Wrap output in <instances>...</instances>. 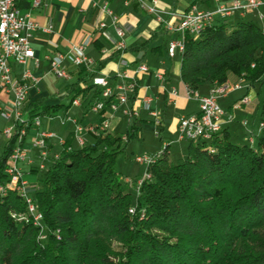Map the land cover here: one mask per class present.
Instances as JSON below:
<instances>
[{
  "label": "trees",
  "instance_id": "obj_1",
  "mask_svg": "<svg viewBox=\"0 0 264 264\" xmlns=\"http://www.w3.org/2000/svg\"><path fill=\"white\" fill-rule=\"evenodd\" d=\"M182 42L180 79L189 90L231 77L260 82L259 117H264L260 26L250 20L234 26L212 22L198 36L186 34ZM77 68L76 80L60 96L69 101L48 103L40 97L27 102L30 121L67 111L75 98L95 88L81 85L90 72ZM99 95L95 89L89 101H98ZM18 130L0 154V182L13 148L22 144ZM120 139L105 132L89 144H66L48 162L42 186L34 193L47 231L43 243L37 240L36 226L11 217V212H25L20 194L8 190L0 197V264H264L263 137L254 146L236 144L222 127L209 140L189 141L187 156L177 163L169 161L166 145L148 165L149 177L137 198L124 190L113 167L124 150ZM111 238L119 239L121 252H110Z\"/></svg>",
  "mask_w": 264,
  "mask_h": 264
},
{
  "label": "crops",
  "instance_id": "obj_2",
  "mask_svg": "<svg viewBox=\"0 0 264 264\" xmlns=\"http://www.w3.org/2000/svg\"><path fill=\"white\" fill-rule=\"evenodd\" d=\"M231 1L220 0V3L229 4ZM141 2L150 4L151 0H42V3L38 7H33L29 2H21L19 5L20 9L24 12H29L31 18L38 24V27L33 31L31 40L38 63L35 64L34 60L28 63V68L36 76L38 82L35 88L29 90L28 102L35 101L40 97H47V101L49 102L53 100L50 99L51 96H62L65 94L67 85L76 80L79 69L72 65L69 58H66L64 66L69 74V78L67 79L69 82L66 83L62 93L49 94L40 85L41 79L49 71V64L45 56L51 55L54 52H66L71 44L80 43L84 44L86 54L94 60L92 70L86 69L90 74L87 75L84 82H81V85L85 86L90 84L93 76L104 75L108 76L111 85L115 88L116 84L122 81L119 74L123 71L128 72L129 75L136 78L138 86L136 92L129 98L126 106L139 111L138 118L141 122H153V117L149 114V109L155 110L161 117V130L166 126L164 119L167 110L171 107L178 112V118L181 115L196 113L198 111V102L194 98L188 97V88L180 79L181 61L179 63L175 61V58L177 56L180 58V55L177 53L174 57H170L167 53L168 41L174 38L177 33L173 32L169 28L170 25L168 26L166 22L168 21L169 24L176 25L180 19L179 13L192 4L201 9H214L217 3L213 0H158L157 6L163 12L160 16L164 20L163 23H159L155 14L149 13L142 8ZM105 3L116 17L115 23L112 22V19L108 15L100 12V6ZM166 11H171L173 14L167 15L165 13ZM100 20L105 23L104 27H98L97 22ZM241 20H250L260 26L264 31V23L256 18L255 12L247 14L244 18H241L238 14H233L228 17L216 15L214 18V22H224L227 26H234L235 23ZM49 25L51 26L49 32L42 29ZM116 27H120L123 30L122 38L118 36ZM120 40L125 45L123 50L116 49V44ZM109 56H114V58L103 62ZM140 64L146 65L148 71L136 72L137 66ZM22 69L23 66H15V75L20 76ZM158 71L163 72V80H159L155 76ZM233 79L234 77H231L229 81ZM171 88L177 91L175 96L169 95ZM212 88L213 85L211 84H202L196 90L204 95ZM95 89L99 90L96 87L91 89L84 96L81 95L78 97V104H72L81 108L82 116L80 120L75 116L69 115L72 105L67 111L62 113V118L69 116L82 126L98 122L101 118H107L108 128L106 132L113 136L123 137L124 134L119 136L116 132L119 131L122 124V118L120 116H125L129 121L127 120L128 125L126 124L124 130L133 136L136 128L141 127L142 124H135L134 119L137 117L133 118L124 115L121 111L122 107L115 112H111L106 108L100 114L91 109L92 102L89 100ZM144 96H152L149 109H146L142 104V98ZM241 96L242 93L239 97ZM10 98L11 95L0 93V105L6 104ZM192 103L195 104L193 105ZM91 114L93 115L92 117H90ZM46 116L52 119L56 114L52 117L50 115ZM62 118L63 128L70 131V136L75 138L74 123L70 121L63 122ZM178 118L176 120V126ZM231 123V118H225L223 116L222 127L227 128L230 138L232 135ZM40 126L39 128L30 127L24 139L21 140V145L28 149L29 158L34 161L33 165H28L25 161L19 164L24 178L29 180L37 176L38 170L35 172L36 176L29 175V170L31 166L35 167L40 160L39 151L32 147V140L38 131H45ZM128 126L130 127V132H128ZM32 131H34L33 137L26 142L28 133ZM85 133L88 137L90 135V143H92L96 135L84 129L81 132L83 138ZM4 140L7 142L6 139ZM62 140L63 143L59 141L57 136L46 140L48 160L51 159L53 154L59 153L66 144L69 145L68 147H72L70 140ZM230 141L236 144H243L240 141L235 142L231 139Z\"/></svg>",
  "mask_w": 264,
  "mask_h": 264
},
{
  "label": "built area",
  "instance_id": "obj_3",
  "mask_svg": "<svg viewBox=\"0 0 264 264\" xmlns=\"http://www.w3.org/2000/svg\"><path fill=\"white\" fill-rule=\"evenodd\" d=\"M213 1L217 3L214 9H201L192 4L179 13L180 19L176 25L169 24L168 21L166 22L168 26L170 25L169 28L177 33L167 44V53L170 57H174L179 53L181 42L184 41L186 34L195 37L196 33L203 31L204 26H208L214 22L216 15L228 17L238 14L241 18H244L247 14L255 12L256 18L264 23V0H232L229 4L220 3V0ZM21 2H29L33 7H38L42 3V0H0V93L11 95L6 104L0 105V112L12 122L9 127L0 131V135L8 140L19 127L17 134L18 142L24 139L27 132L26 127L29 126V123L30 127L35 128H39L41 124V116H36L30 121L29 112L25 109L28 102L29 90L35 88L38 82L36 76L28 68V63L31 60H34L35 64L38 63L31 44L33 31L38 27V24L31 18L29 12H24L20 9L19 5ZM157 2L158 0H151L150 4L141 2V5L147 12L155 14L159 23H163L164 20L160 16L163 12L158 8ZM100 12L108 15L113 23L116 22V17L106 3L100 6ZM165 13L167 15L173 14L171 11H166ZM97 25L101 28L105 26V23L100 20L97 22ZM42 29L49 32L51 26L49 25ZM116 32L122 38L123 30L120 27H116ZM124 47L125 45L122 40L116 44V49L118 50H123ZM45 58L51 71L57 77L65 79L69 78V74L64 66L66 58H69L72 65L76 67L84 66L86 69L92 70L94 65V60L85 52L84 44L80 43L71 44L66 52H54L51 55H46ZM17 65L23 66L20 76H16L14 73V67ZM146 71H148L146 65L140 64L137 66L136 72ZM119 75L122 81L116 84L115 88L111 85L108 76L96 75L92 77L91 83L100 90V99L91 104V109L100 114L106 108L111 112H115L122 107L121 111L124 115L136 118L139 116V111L127 107L126 104L129 98L136 92L138 86L137 80L126 71L121 72ZM155 76L159 80H163L164 77L161 71L156 72ZM239 79L236 82L225 81L220 84H214L213 91H209L204 95L200 94L197 90L188 89V97L194 98L198 102V111L192 114L181 115L178 118L176 141L187 140L196 142L198 138L212 137L214 134L220 132L225 111L219 104V100L229 92L245 88L242 85V78ZM176 94L177 91L171 88L169 95L175 96ZM151 102L152 96H144L142 98V104L146 109L150 108ZM248 103V95L243 94L232 107L240 108ZM72 104H78V98H75ZM149 114L153 117V123L157 127L156 134H158L161 130V117L153 109H149ZM50 117L52 116L50 115ZM62 119L63 122L70 121L74 123V134L79 146L85 143L81 134L84 129L98 136L105 133L108 128L107 118H101L100 121L85 126L78 124L75 119L69 116ZM242 124H245V121H242ZM258 127L260 129L264 128L263 118L259 121ZM53 137H56L53 131L40 130L33 138L32 147L39 151L40 158V162L36 165L37 169H45L50 160H55L59 157V153H55L48 160L46 140ZM122 138L124 140L127 139L125 136ZM59 141L63 143L61 138H59ZM250 143H253V138L250 139ZM135 160L141 164H145L146 167L151 164V158L147 156H136ZM22 161H25L28 165L34 164V161L28 156V149L20 144H16L12 150L11 161L6 162L4 171L8 175V180L0 182V196H4L8 190L15 191L27 199V203L34 208V213H36L37 206L27 196V181L24 179L19 165ZM146 178L147 171L144 178L137 180L138 188ZM36 216L42 218L41 214H37Z\"/></svg>",
  "mask_w": 264,
  "mask_h": 264
},
{
  "label": "rangeland",
  "instance_id": "obj_4",
  "mask_svg": "<svg viewBox=\"0 0 264 264\" xmlns=\"http://www.w3.org/2000/svg\"><path fill=\"white\" fill-rule=\"evenodd\" d=\"M177 63L180 62L179 56L175 58ZM48 70L46 76L41 79L40 85L44 87L47 93H62L66 83L69 81L65 78L57 77L48 66ZM239 78L234 77L231 82L239 81ZM242 85L245 87L241 90H236L227 93V95L219 100V104L221 107L225 109V118H231V140L235 142H242L243 144H249L250 146H254L258 137L264 138V128H259L258 124L261 118L259 117L261 110V102L263 96V90L260 82H254V84L249 81L242 79ZM243 94H247L249 97V103L243 105L240 108H233L232 105L237 101L239 96ZM69 96L65 98H61L60 96H51V101H47L48 103H56L57 101H62L63 103H67L69 101ZM193 104V103H192ZM191 104V105H192ZM195 104V103H194ZM193 104V105H194ZM63 111H59L56 113V116H53L52 119L49 116H41V129L51 130L55 132L57 138H62L64 140H70L72 147H79L75 138L70 136V131H67L63 128L61 118ZM178 112L173 108H169L166 113L165 123L166 126L163 130H160L158 134H156L157 127L153 122L144 121L137 117L134 119L135 124H142L141 127L136 128L133 136L129 138L128 141L124 140L122 137L120 142H122V146H124V150L117 154L116 160L114 162V170L120 176V181L123 184L124 190L131 193L133 198H137L139 195V188L137 187V180L140 178H144L147 167L145 164H141L135 160L136 156H147L150 158H156L159 152H161L165 145L168 144L167 147V157L169 161L177 163L182 161L187 156V144L186 140L176 141V120L178 118ZM70 116H75L78 120L82 116L81 108H78L72 105L71 110L69 112ZM93 115L91 114L90 117ZM122 118V124L118 132L119 136L124 134L127 138L126 131L124 130L127 124V118L125 116H120ZM129 121V120H128ZM242 121H245V124H241ZM264 121V117H263ZM12 124L10 120L3 116V113L0 112V131L6 127H9ZM128 125V124H127ZM254 130V131H252ZM33 132H29L27 135L26 142H28L33 137ZM128 132H130V127L128 126ZM72 137V138H71ZM247 137V139H246ZM85 144H89L91 141V137L85 133ZM253 138V143H250V139ZM246 139V140H245ZM5 140L0 135V154L3 150ZM156 161V160H155ZM40 161H38L39 163ZM48 162V161H47ZM46 162V163H47ZM152 164V163H151ZM47 167V166H46ZM46 169V168H45ZM35 170V171H34ZM37 171V176L35 172ZM5 173V171H4ZM6 174V173H5ZM45 174V170L37 169L36 166H31L29 170V175H35V178L26 179V191L27 196L33 201V203L37 206L36 201L34 199V193L36 190L41 188V180ZM24 177V174H23ZM8 180V175L6 174V178L2 182H6ZM25 203V212H11V217L17 221H23L25 223H31L33 226L38 228L37 240L41 243L45 242L47 238V231L45 230L44 225L42 224V218L40 216H36L37 214H41L37 207L36 213L29 212V205L26 203L24 198L21 196ZM135 200V199H134ZM132 208V209H131ZM132 210V212H130ZM135 212V205L129 208V213L133 214ZM37 217V218H36ZM109 250L111 253L121 252L123 250L122 244L119 242L118 238H111L108 241Z\"/></svg>",
  "mask_w": 264,
  "mask_h": 264
},
{
  "label": "bare ground",
  "instance_id": "obj_5",
  "mask_svg": "<svg viewBox=\"0 0 264 264\" xmlns=\"http://www.w3.org/2000/svg\"><path fill=\"white\" fill-rule=\"evenodd\" d=\"M206 26H204L205 28ZM203 28V29H204ZM202 31H199L198 33L195 34V36H198ZM184 49V46H183V42H181V47L179 49V52H182ZM210 91H213V88L210 90ZM211 137H205V138H198L197 140H209ZM11 156H12V152L9 156V161H11ZM155 158H151V163L154 162ZM147 177H149V174L147 173ZM6 196V195H5ZM21 196V195H20ZM0 197H3V196H0ZM4 198V197H3ZM24 198V197H23ZM24 200L26 201L27 203V199L24 198ZM29 205V204H28ZM29 212L30 213H33L34 214V208H32L31 206H29ZM130 212H132V210H130Z\"/></svg>",
  "mask_w": 264,
  "mask_h": 264
}]
</instances>
